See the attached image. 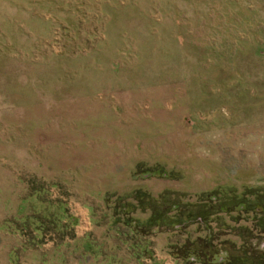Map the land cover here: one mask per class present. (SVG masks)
<instances>
[{"label":"rangeland","instance_id":"1","mask_svg":"<svg viewBox=\"0 0 264 264\" xmlns=\"http://www.w3.org/2000/svg\"><path fill=\"white\" fill-rule=\"evenodd\" d=\"M136 189L166 196L132 216L174 219L146 264L210 232L264 264V0H0V264L127 257L114 215Z\"/></svg>","mask_w":264,"mask_h":264},{"label":"trees","instance_id":"2","mask_svg":"<svg viewBox=\"0 0 264 264\" xmlns=\"http://www.w3.org/2000/svg\"><path fill=\"white\" fill-rule=\"evenodd\" d=\"M142 171H147L153 174L158 173V175H165V171L163 169L156 171L153 169V167L152 169L143 168ZM164 192L168 191L165 190ZM211 193L214 192L210 191L208 193H203L205 194L204 196L206 198H201L196 203V205H203L207 202L216 201L218 198L221 200V197L215 196ZM244 194L245 196L253 195L252 192H245ZM202 195L200 197H202ZM164 196L166 195L163 192L158 196H154L144 192L141 189H136L120 199L118 207L123 215H120V213L114 215L115 228L113 229V236L118 239L121 244H128L126 247L128 251L127 257L117 258L116 255L103 254L100 251L99 245H95L90 241H86L84 243L83 257H86L87 255H93L94 262L96 264H128L129 262L126 263L127 259L134 261L135 264H146V260L149 259L155 261L156 257L154 256V250L151 247L150 240V238L153 236L152 232L157 229L161 223H167L168 220L171 219L173 221L174 219H172L173 217L169 216L170 211L168 210L163 211V213L159 216L155 215L154 212H151L147 219L134 217L131 215V211H136L138 208L142 210L144 209V211L152 210L153 208H151L150 205L145 207V202L151 205L154 203L165 202ZM244 207V204L242 201H240L237 203L235 209H237V211H243ZM171 208L173 211L180 209L176 203H172ZM65 211L66 210L64 209L63 205L58 206V214H60V219L58 220V223L55 220V223L59 229H62V226L59 224L62 222V220L66 219L68 222H71L72 220L74 222V220H76V218H70L67 216ZM186 213L187 215L192 216V212L189 208L187 209V212H184V214ZM209 214L212 215L213 213L209 212ZM37 229L40 230V227H37ZM210 233H208L204 238L199 237V239H194L193 241L185 240L181 251L173 253L176 257L175 264H231L234 258L232 253L228 251V248L227 251L220 248H215L213 246V239ZM257 250L260 251V257L264 263V249L261 248V250ZM246 252L250 256L252 250L249 251V249H246ZM100 254H102L103 257L99 261ZM245 261L246 260H244V262ZM253 262L254 260L249 259L247 263L253 264Z\"/></svg>","mask_w":264,"mask_h":264},{"label":"crops","instance_id":"3","mask_svg":"<svg viewBox=\"0 0 264 264\" xmlns=\"http://www.w3.org/2000/svg\"><path fill=\"white\" fill-rule=\"evenodd\" d=\"M15 214H16V213H15V211H14L13 214H12L11 216H15ZM7 217H9V216H7Z\"/></svg>","mask_w":264,"mask_h":264}]
</instances>
